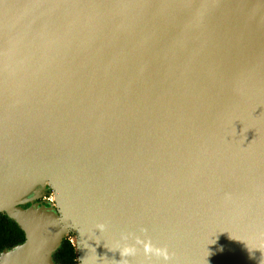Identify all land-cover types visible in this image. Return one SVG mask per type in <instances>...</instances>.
<instances>
[{
  "label": "water",
  "instance_id": "obj_1",
  "mask_svg": "<svg viewBox=\"0 0 264 264\" xmlns=\"http://www.w3.org/2000/svg\"><path fill=\"white\" fill-rule=\"evenodd\" d=\"M44 174L93 264H264V0H0V264H54Z\"/></svg>",
  "mask_w": 264,
  "mask_h": 264
},
{
  "label": "bare ground",
  "instance_id": "obj_2",
  "mask_svg": "<svg viewBox=\"0 0 264 264\" xmlns=\"http://www.w3.org/2000/svg\"><path fill=\"white\" fill-rule=\"evenodd\" d=\"M39 182L44 187H48L50 188V190H52L54 203L51 201L49 202H51L52 207L56 210V213L59 217V223L62 226L63 230L67 231L69 227H71L72 225H76L77 217L74 216L72 208L67 203L66 198L60 190L56 179L50 175L44 174L40 176ZM11 206L12 205H4L3 208H9ZM77 233L78 237L73 241L77 250V260L79 261V264H93L91 257H89L86 251L82 249V245L85 241L83 230L81 228H78Z\"/></svg>",
  "mask_w": 264,
  "mask_h": 264
},
{
  "label": "trees",
  "instance_id": "obj_3",
  "mask_svg": "<svg viewBox=\"0 0 264 264\" xmlns=\"http://www.w3.org/2000/svg\"><path fill=\"white\" fill-rule=\"evenodd\" d=\"M23 241V233L14 222L0 214V252ZM73 245L67 238L60 241L57 249L51 254L54 264H76Z\"/></svg>",
  "mask_w": 264,
  "mask_h": 264
},
{
  "label": "clouds",
  "instance_id": "obj_4",
  "mask_svg": "<svg viewBox=\"0 0 264 264\" xmlns=\"http://www.w3.org/2000/svg\"><path fill=\"white\" fill-rule=\"evenodd\" d=\"M99 228H103V225H98ZM74 243V241H73ZM137 243H142L143 244V248H144V252L146 255H154L158 258H162L163 260L167 261L170 259V254L168 252V249L166 247H159V246H155L153 245V243L151 242L150 239L145 240V241H137ZM135 253V248L131 247V246H126L124 247V249L122 250V255H131Z\"/></svg>",
  "mask_w": 264,
  "mask_h": 264
},
{
  "label": "rangeland",
  "instance_id": "obj_5",
  "mask_svg": "<svg viewBox=\"0 0 264 264\" xmlns=\"http://www.w3.org/2000/svg\"><path fill=\"white\" fill-rule=\"evenodd\" d=\"M52 190H51V194H50V191L49 190H45V191H43V193L41 194V197L38 199V200H36L34 203H36L38 206H45V202L46 201H49V198H50V196H51V202H53L54 203V200H53V197H52ZM40 200H43V202H41ZM77 237V235H76V233H75V231H73V230H71V229H68L67 231H66V235H65V237L64 238H67L70 242H71V244H73V246H74V249H75V243H73V240L75 239ZM75 252H76V250H75ZM76 260V259H75ZM76 264H79V261H77L76 260Z\"/></svg>",
  "mask_w": 264,
  "mask_h": 264
},
{
  "label": "flooded vegetation",
  "instance_id": "obj_6",
  "mask_svg": "<svg viewBox=\"0 0 264 264\" xmlns=\"http://www.w3.org/2000/svg\"><path fill=\"white\" fill-rule=\"evenodd\" d=\"M41 202H43V200H40ZM49 201H51V196H50V198H49Z\"/></svg>",
  "mask_w": 264,
  "mask_h": 264
}]
</instances>
